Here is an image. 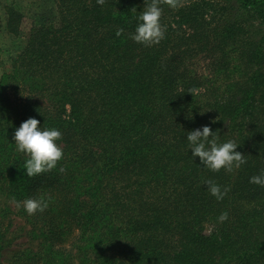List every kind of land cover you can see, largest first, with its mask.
<instances>
[{
  "label": "trees",
  "instance_id": "trees-1",
  "mask_svg": "<svg viewBox=\"0 0 264 264\" xmlns=\"http://www.w3.org/2000/svg\"><path fill=\"white\" fill-rule=\"evenodd\" d=\"M144 3L54 0L1 74L0 264L12 215L36 242L13 264H264V186L249 182L264 169V0L164 4L152 46L130 38ZM6 13L17 35L22 14ZM29 117L62 133L63 158L33 177L12 140ZM205 124L246 163L192 157L186 132ZM28 197L47 208H17Z\"/></svg>",
  "mask_w": 264,
  "mask_h": 264
},
{
  "label": "clouds",
  "instance_id": "clouds-1",
  "mask_svg": "<svg viewBox=\"0 0 264 264\" xmlns=\"http://www.w3.org/2000/svg\"><path fill=\"white\" fill-rule=\"evenodd\" d=\"M97 4L103 5L105 0H96ZM169 8L178 7V0H145L144 8L135 17L136 25L130 38L145 46L158 44L165 36L166 28L161 24L162 5ZM122 28H117V37L123 34ZM203 113V112H201ZM42 124L35 117H29L22 121L12 136L15 143V150L22 153L26 158L23 162V170L27 177H33L41 173L50 172L57 166V162L63 158V149L57 141L62 138V133L55 127H42ZM188 149L192 157H198L200 164L207 169L218 172L221 168L231 172L234 168H240L246 163L244 154L237 151V144L234 140L221 141L218 130H213L209 125H201L186 132ZM60 171H64L60 168ZM249 182L264 186V169L258 174L250 176ZM208 191L217 200L223 199L228 189L223 191L220 186L211 180H205ZM17 208L23 207L24 211L33 215L36 212H43L47 208V200L42 197H28L22 202H16ZM228 218L227 212H222L218 221L223 222Z\"/></svg>",
  "mask_w": 264,
  "mask_h": 264
},
{
  "label": "rangeland",
  "instance_id": "rangeland-1",
  "mask_svg": "<svg viewBox=\"0 0 264 264\" xmlns=\"http://www.w3.org/2000/svg\"><path fill=\"white\" fill-rule=\"evenodd\" d=\"M54 0H0V76L3 72L11 70L12 59L25 46L26 37L34 16L38 13L54 12ZM14 8L22 14L19 33L14 35L6 28V9ZM12 206V205H11ZM13 216L15 237L10 248L3 252V264H13L15 252L23 249L33 248L36 242H29L26 236L27 225L19 216ZM209 228V227H207Z\"/></svg>",
  "mask_w": 264,
  "mask_h": 264
}]
</instances>
